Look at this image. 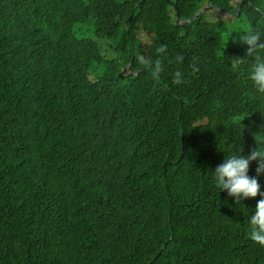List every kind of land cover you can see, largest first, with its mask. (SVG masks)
Listing matches in <instances>:
<instances>
[{
  "label": "trees",
  "instance_id": "1",
  "mask_svg": "<svg viewBox=\"0 0 264 264\" xmlns=\"http://www.w3.org/2000/svg\"><path fill=\"white\" fill-rule=\"evenodd\" d=\"M258 3L0 0V264H264L259 196L236 204L210 173L264 136V94L228 62H251L238 34L264 33ZM207 5L241 15L192 21ZM175 200L200 227L185 208L158 228Z\"/></svg>",
  "mask_w": 264,
  "mask_h": 264
},
{
  "label": "clouds",
  "instance_id": "2",
  "mask_svg": "<svg viewBox=\"0 0 264 264\" xmlns=\"http://www.w3.org/2000/svg\"><path fill=\"white\" fill-rule=\"evenodd\" d=\"M209 6L211 5H207L204 8ZM261 7H264V5H261ZM198 15L196 14L192 21ZM176 19L177 23H183L182 20L180 21L178 12ZM238 35L240 42L247 46L245 53L247 57L252 58L251 62L249 63L242 57H234L228 62L232 66L248 64L250 66L248 79L251 81L258 94H264V33L259 30H250ZM176 59L179 61L182 57L177 56ZM128 67L129 66L123 69L120 74H123ZM155 70L157 72L160 70L159 63H157ZM172 83L176 85L182 83L181 73L179 71L173 73ZM253 135L256 141V147L251 148L247 155L241 154L242 148L235 150L234 153L231 154L225 153L223 161L217 164L214 170L210 171V173L213 178V184L219 189V193L226 192L227 196L233 198L232 200H234L236 204L238 202L240 203L244 199L256 198L259 196V199L256 200L254 209L251 210L247 217V235L253 242L264 246V191H261V185L257 179V177L264 175V136L258 137L256 133ZM251 162H255L256 164L255 175L253 176L248 174ZM53 208H58L60 215L65 214L64 207ZM185 208H187L188 211L184 215V220L182 222L184 231L191 226L200 227L199 223L192 215V208L183 201L175 200L170 204L168 211L157 220L158 228L165 230L169 229L177 218L182 216ZM220 209L227 226L234 230L239 222L237 211L223 207L222 205H220ZM45 213L46 210L39 207L38 211L33 214V224L36 222V218L44 215ZM69 238L70 237H65L63 235L57 241L71 242ZM39 250L40 247L35 246L33 254H36ZM161 252L162 251H160L159 255Z\"/></svg>",
  "mask_w": 264,
  "mask_h": 264
},
{
  "label": "rangeland",
  "instance_id": "3",
  "mask_svg": "<svg viewBox=\"0 0 264 264\" xmlns=\"http://www.w3.org/2000/svg\"><path fill=\"white\" fill-rule=\"evenodd\" d=\"M261 5H264V0H259V3L257 4V7L260 9V11L261 12H264V7H261ZM221 13H224L225 15H227V16H230V17H234V18H238V17H240V11H238V13L236 14V13H228V12H221ZM206 14L208 15V17L210 18V19H212V18H215V17H220L221 16V14H220V11H217V10H208V11H206ZM226 22H229L230 23V21H226ZM143 39H144V41L145 42H147L148 41V38L146 37V36H143ZM112 41V40H111ZM105 46L107 47V48H109V43H108V41H106L105 43H103V48H105ZM113 54V53H112Z\"/></svg>",
  "mask_w": 264,
  "mask_h": 264
},
{
  "label": "water",
  "instance_id": "4",
  "mask_svg": "<svg viewBox=\"0 0 264 264\" xmlns=\"http://www.w3.org/2000/svg\"><path fill=\"white\" fill-rule=\"evenodd\" d=\"M208 10H219V11L224 12V11H223L221 8H219V7H216V6H209V7L204 8V9L201 10L200 12H198L197 15L200 14V13H202V12H206V11H208ZM121 75H122V74H121Z\"/></svg>",
  "mask_w": 264,
  "mask_h": 264
}]
</instances>
